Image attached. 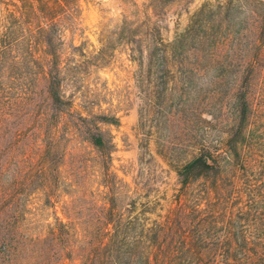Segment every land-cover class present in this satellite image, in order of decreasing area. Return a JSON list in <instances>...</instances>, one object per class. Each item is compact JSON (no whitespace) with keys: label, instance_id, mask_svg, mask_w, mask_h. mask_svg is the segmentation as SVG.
<instances>
[{"label":"trees","instance_id":"1","mask_svg":"<svg viewBox=\"0 0 264 264\" xmlns=\"http://www.w3.org/2000/svg\"><path fill=\"white\" fill-rule=\"evenodd\" d=\"M80 1L0 0V73H13L11 79L17 81L13 87L0 83V129L8 130L3 128L4 118H14L19 126L13 140L7 142V168L0 169V264H264V0H220L214 7L204 5L182 39L164 44L153 37L145 47V65L138 64L139 73L160 72L162 85L168 84L164 78L174 66L180 74H188L205 64L233 70L240 78L239 118L225 132L221 151L204 148L175 168L179 192L190 197L189 205L176 201V209L162 220L135 214L134 201L122 211L115 204L126 198L118 180L116 194L106 186L102 206L82 207L89 212L83 220L63 223L58 219V232H51L58 236V251L44 247L39 235L12 232V226L20 229L21 220L12 214L3 216L4 210L26 205L32 188H50L57 179L56 171L58 180L60 173L65 180V173L74 176L72 203L94 198L86 186L90 169L97 166L110 177L107 170L114 146L99 125L116 126L118 120L88 110L87 104H94L86 101L83 89L87 67L106 66L111 56L102 48L91 57L85 43L74 44ZM209 14L218 21L220 31L191 34ZM226 31L236 40L225 39L222 32ZM68 33L73 34L70 42L66 41ZM189 38L195 46L186 49L184 42ZM36 82L44 83L38 94ZM66 87L71 88L68 94ZM152 88L157 86L149 84L148 89ZM166 91L160 88L153 93L163 98ZM41 95L46 104L34 114L29 105L37 104L33 97ZM77 95L84 100V114L74 107ZM146 100L151 106L149 94ZM30 119L46 124L47 140L35 154L29 150L21 153L17 147L24 135L21 125L27 126ZM57 126H63L65 138L56 136ZM41 130L42 126L34 129V142ZM72 139L89 144L100 161L91 160L81 149L73 155L67 153ZM48 197L53 200L57 192Z\"/></svg>","mask_w":264,"mask_h":264},{"label":"rangeland","instance_id":"2","mask_svg":"<svg viewBox=\"0 0 264 264\" xmlns=\"http://www.w3.org/2000/svg\"><path fill=\"white\" fill-rule=\"evenodd\" d=\"M218 1L220 0L80 1L79 31L74 35V44L85 43V50L91 57L102 48L111 56L106 66L87 67L83 89L86 101L94 104H87L88 110L118 120L116 126L99 125L101 133L114 146L107 170L110 177L104 175L106 170L97 166L90 169L86 186L96 195L92 192L94 198L88 196L85 201L77 200L72 203L70 197L73 196L74 186L71 181L75 180L74 176L68 177L65 173V180L60 173L58 180L56 171L57 179L50 188L34 191L32 188L30 191L33 194L28 197L26 205L24 202L14 211L11 208L9 211L4 210L3 216L12 214L18 221L21 220L18 225L20 229H16L17 225L12 226V232L39 235L45 241L44 247L58 251V236L51 233L58 232V219L63 223L73 218L83 220L89 212H84L82 207L88 209L102 206L101 197L108 190L106 186L109 184L113 194H116L119 191L118 180L126 198L117 200L115 204L122 211L128 210L127 204L134 201L135 214L144 213L150 220H162L176 209V201L189 205L190 197L179 192L175 168L190 161L204 148L216 153L221 151L225 132L239 118L236 97L240 78L233 70L227 72L225 69H212L205 64H201L198 71L187 72L188 74H180L174 66L173 74L164 78V83L168 84L162 85L160 72L148 75L146 72L139 73L138 70L140 63H146L145 47L153 37L159 38L164 44L176 43L194 25V15L201 7H214ZM217 22L214 21V15L209 14L199 21L191 34L206 31L210 35L218 30ZM222 34L227 40L237 38L228 31ZM72 37L73 34L68 33L66 41L70 42ZM184 44L186 49L195 46L191 38ZM217 54L220 55V52ZM13 76V73H0L1 85L15 86L17 81L11 79ZM43 84L36 82L37 94ZM149 84L157 88L149 90ZM160 88L168 90L167 95L166 92L162 94L163 98L153 93L154 90L160 91ZM66 90L68 94L71 88L66 87ZM148 94L152 98L151 106L146 100ZM43 98V95L33 97L37 104L29 105V110L34 111V114L40 113L46 104ZM74 101L75 109L84 114L81 95H77ZM253 106L254 103L250 106V113ZM16 123L14 118L3 120V128L7 127L8 130L0 129V169L7 168L5 160L10 153L7 142L13 140V132L19 128ZM26 124L27 126L21 125L24 135L17 147L21 153L26 150L31 154L38 153L47 140L44 133L46 124L41 125V121L32 119ZM38 126H42L43 130L34 142L32 136L37 134L34 129L37 130ZM63 129V126H57L56 136L65 138ZM46 133H49L48 130ZM75 139L67 143V153L73 155L81 149L90 154L91 160L100 161L97 152L89 144ZM63 170L68 171L65 166ZM9 176L10 174L6 175L7 182ZM79 180L82 181V178ZM55 192L57 197L48 200V195ZM75 212H78V216H74ZM71 263L76 264L74 261Z\"/></svg>","mask_w":264,"mask_h":264}]
</instances>
